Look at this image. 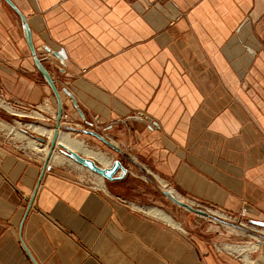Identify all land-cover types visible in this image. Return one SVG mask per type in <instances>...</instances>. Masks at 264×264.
Masks as SVG:
<instances>
[{
  "label": "crops",
  "instance_id": "crops-1",
  "mask_svg": "<svg viewBox=\"0 0 264 264\" xmlns=\"http://www.w3.org/2000/svg\"><path fill=\"white\" fill-rule=\"evenodd\" d=\"M0 91L89 123L129 170L102 180L0 140V264H241L149 212L184 220L143 174L264 220V0H0Z\"/></svg>",
  "mask_w": 264,
  "mask_h": 264
},
{
  "label": "rangeland",
  "instance_id": "rangeland-1",
  "mask_svg": "<svg viewBox=\"0 0 264 264\" xmlns=\"http://www.w3.org/2000/svg\"><path fill=\"white\" fill-rule=\"evenodd\" d=\"M14 111L15 112L12 113V111H8L3 106H0V112L2 113V115L0 114V120L4 121L5 123L3 127L0 126V140L4 144L20 150L21 152L26 151L27 153H30L31 156L37 159L44 160L46 158H44L43 151L37 149L33 144L32 139H35L36 144L40 146V140L37 139L36 136L40 135L46 138V141L44 143H47L48 136L47 134H40L32 130V128L28 126V123H38V125L42 127L54 128V130H57V128H59L63 131L70 132L73 136L82 138L90 148L97 151H102L108 157H110V164L112 160H114L113 157L117 154H120V156L117 158L122 157L121 153L111 148L108 144H106L96 136L85 133L83 131V128H91V125L89 123H62L58 120L56 111L50 108L48 104L41 105L40 108H35L34 110L20 111L16 109ZM65 124L74 126L76 127V129L64 128L62 125ZM10 126L18 127V130L23 132L24 135H20L16 131L11 130ZM48 147L51 151L55 150L65 155L64 153H62L59 144L52 140L51 142L48 141ZM64 157L65 162L68 161L76 166H79L83 170H89L92 173L94 172L89 168L81 165L80 163H77L74 159L69 158L66 155ZM94 174H96L98 177L100 176L102 180H106V178L102 175L96 172H94ZM143 178L156 191L155 198L153 200L164 202L166 205L172 207V209L174 210V214H177L179 217L184 219L181 220V225L186 230L195 231L196 234H199L204 238H208L210 241L214 242L218 250L227 255H230V257L232 256L236 258L237 261L241 264H264L262 260H259L257 258L258 254L264 253L263 226L250 223L249 218L247 217L237 216L235 214L209 205L201 204L210 212V214H216V218L200 215L172 201L168 196L157 189L154 183L147 179L146 173L143 174ZM145 206L147 207L156 205L150 201L148 204H145ZM221 219H224V221Z\"/></svg>",
  "mask_w": 264,
  "mask_h": 264
},
{
  "label": "water",
  "instance_id": "water-1",
  "mask_svg": "<svg viewBox=\"0 0 264 264\" xmlns=\"http://www.w3.org/2000/svg\"><path fill=\"white\" fill-rule=\"evenodd\" d=\"M42 50L44 52H48L56 60L64 64L62 55L58 51L52 50L50 46H46L45 48H42ZM72 99H73V104L77 106L73 96H72ZM78 110L80 111L82 118L85 120V115L82 109L78 108ZM61 115L62 114H59V116L57 117L59 121H61ZM62 126L68 129H76V127L66 125V124ZM83 131L85 133L96 136L97 138H99L100 140L108 144L111 148L115 149L116 151L120 153L122 152V148L118 144H116L113 140H111L109 137H107L105 134H103L102 132L92 129V128H83ZM56 134H57V130H55L54 132V138L52 140L54 142H55ZM36 137L37 139L40 140V144H43L46 141V138H44L43 136L38 135ZM58 144L61 147V151L65 153L68 157L74 159L77 163H80L81 165L89 168L90 170L102 175L108 180L121 179L125 177L129 171L128 166L124 164L123 158L114 159L110 165L105 166L101 162L93 158L84 156L78 151L68 147L64 143H58ZM148 178L149 180H152L154 184H156V186L162 193H164L166 196H168L172 201H174L178 205L184 206L187 209L194 211L200 215L208 216L211 218H216V214H210V212L206 208H204L201 204H196L195 202L188 200L187 198H185L184 196L176 192L174 189L170 188V186H168L167 184H163L162 182L156 180L152 173L148 174ZM221 220L224 221V219H221ZM249 222L264 227V220H258V219L251 218L249 219Z\"/></svg>",
  "mask_w": 264,
  "mask_h": 264
},
{
  "label": "bare ground",
  "instance_id": "bare-ground-1",
  "mask_svg": "<svg viewBox=\"0 0 264 264\" xmlns=\"http://www.w3.org/2000/svg\"><path fill=\"white\" fill-rule=\"evenodd\" d=\"M28 126H30L32 128V130H34V131H36V132H38L40 134H47L48 141L51 142V140H53V138H54V132H55L54 128L42 127V126L38 125V123L37 124L36 123H28ZM10 129L13 130V131H16L20 135H24L23 132H21L20 130H18V127L10 126ZM32 141H33V144L36 146L37 149L43 151L44 157L49 158V159L51 158L56 163H63V162H65V157L64 156L66 154L64 153L65 155H63V154L59 153L58 151H55V150L51 151V150H49L48 141H47V143H43V144H40L39 143L40 146L36 144L35 139H32ZM55 142L57 144L58 143H64L68 147H70V148L78 151L79 153L83 154L84 156H88L90 158H93V159L101 162L105 166L110 165V159H109L110 157H108L104 152L97 151L95 149L90 148L86 144V142H85L84 139L79 138L77 136H73L68 131H63V130L57 128V134L55 136ZM161 181H162V183H165L164 180H161ZM147 209L151 213L160 215L163 218L164 217L167 218L168 220H170L171 222H173L176 226H182V225H180V222L179 221L173 219L170 214H168L165 210H163V209H161V208H159L157 206H148ZM256 264H262V263H256Z\"/></svg>",
  "mask_w": 264,
  "mask_h": 264
},
{
  "label": "built area",
  "instance_id": "built-area-1",
  "mask_svg": "<svg viewBox=\"0 0 264 264\" xmlns=\"http://www.w3.org/2000/svg\"><path fill=\"white\" fill-rule=\"evenodd\" d=\"M0 106H3L6 110L12 111V112H14V110L17 109V106L15 105V103L9 100L2 91H0ZM35 108H40V107L37 106V107L32 108L31 110H34ZM61 122L68 123V124H77V122L67 112L62 113ZM83 183L94 189H101V190L106 189L105 185H101L100 183L92 179L85 180L83 181ZM121 201L128 207L142 208L140 207V205H138L135 201L131 200L130 198L122 197Z\"/></svg>",
  "mask_w": 264,
  "mask_h": 264
}]
</instances>
